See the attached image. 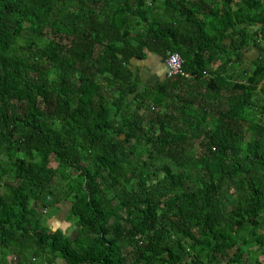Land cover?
I'll use <instances>...</instances> for the list:
<instances>
[{"label":"trees","instance_id":"1","mask_svg":"<svg viewBox=\"0 0 264 264\" xmlns=\"http://www.w3.org/2000/svg\"><path fill=\"white\" fill-rule=\"evenodd\" d=\"M261 257L264 0H0V264Z\"/></svg>","mask_w":264,"mask_h":264},{"label":"crops","instance_id":"2","mask_svg":"<svg viewBox=\"0 0 264 264\" xmlns=\"http://www.w3.org/2000/svg\"><path fill=\"white\" fill-rule=\"evenodd\" d=\"M247 55L249 61L246 62L242 68H250L252 66L253 63L250 60L257 57L258 51L253 47L249 50ZM132 65L135 72L139 74L141 83L145 86L153 87L165 80L168 76V67L165 57L159 55L149 54L145 60H134Z\"/></svg>","mask_w":264,"mask_h":264},{"label":"rangeland","instance_id":"3","mask_svg":"<svg viewBox=\"0 0 264 264\" xmlns=\"http://www.w3.org/2000/svg\"><path fill=\"white\" fill-rule=\"evenodd\" d=\"M69 204L64 203L61 206L59 212L55 213L53 216H50L48 223L53 229L62 228L63 230H68L72 228L71 223L68 221V211ZM69 230V231H70ZM74 234V231L72 232ZM262 264H264V257H261ZM249 264H252L251 261H248Z\"/></svg>","mask_w":264,"mask_h":264},{"label":"built area","instance_id":"4","mask_svg":"<svg viewBox=\"0 0 264 264\" xmlns=\"http://www.w3.org/2000/svg\"><path fill=\"white\" fill-rule=\"evenodd\" d=\"M165 60L168 67V77L189 76L184 69L185 59L179 53H169Z\"/></svg>","mask_w":264,"mask_h":264}]
</instances>
